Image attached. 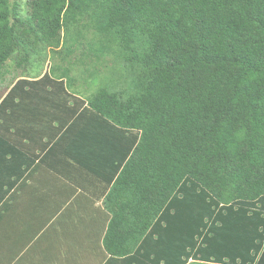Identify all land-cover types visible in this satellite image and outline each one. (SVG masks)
I'll return each instance as SVG.
<instances>
[{
  "label": "trees",
  "instance_id": "1",
  "mask_svg": "<svg viewBox=\"0 0 264 264\" xmlns=\"http://www.w3.org/2000/svg\"><path fill=\"white\" fill-rule=\"evenodd\" d=\"M22 6L0 0V78L58 61L24 68L0 114L44 87L69 127L121 134L108 264H264V0Z\"/></svg>",
  "mask_w": 264,
  "mask_h": 264
},
{
  "label": "crops",
  "instance_id": "2",
  "mask_svg": "<svg viewBox=\"0 0 264 264\" xmlns=\"http://www.w3.org/2000/svg\"><path fill=\"white\" fill-rule=\"evenodd\" d=\"M28 89L0 114V264H108L104 200L122 136L90 115L71 128L44 87Z\"/></svg>",
  "mask_w": 264,
  "mask_h": 264
},
{
  "label": "rangeland",
  "instance_id": "3",
  "mask_svg": "<svg viewBox=\"0 0 264 264\" xmlns=\"http://www.w3.org/2000/svg\"><path fill=\"white\" fill-rule=\"evenodd\" d=\"M19 1L23 6L24 10L27 9V2L30 0H17ZM39 58L38 56H33L32 59H29L30 64L29 65H23L19 68H16L12 62L8 63V70L9 74H7L5 77L0 78V97L2 96V93L6 88H8L20 74L25 71L26 67L28 66L31 71L37 73L41 70V72H44L50 68V66L54 65L58 59L53 58L52 52H50V49H47L45 52H43V55L41 56V61L38 59L37 61H34V59ZM25 68V69H24Z\"/></svg>",
  "mask_w": 264,
  "mask_h": 264
}]
</instances>
